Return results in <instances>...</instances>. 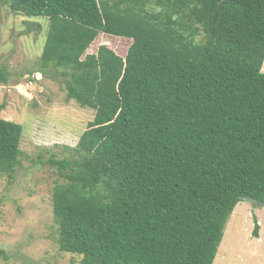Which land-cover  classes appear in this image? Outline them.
<instances>
[{"label": "trees", "instance_id": "trees-1", "mask_svg": "<svg viewBox=\"0 0 264 264\" xmlns=\"http://www.w3.org/2000/svg\"><path fill=\"white\" fill-rule=\"evenodd\" d=\"M7 3L48 19L39 72L95 110L50 159L59 249L80 264H213L236 205L264 200V0ZM102 33L132 39L127 54L88 52ZM22 137L0 115V173L13 175Z\"/></svg>", "mask_w": 264, "mask_h": 264}, {"label": "rangeland", "instance_id": "rangeland-1", "mask_svg": "<svg viewBox=\"0 0 264 264\" xmlns=\"http://www.w3.org/2000/svg\"><path fill=\"white\" fill-rule=\"evenodd\" d=\"M0 0V115L22 124V155L12 176L0 173V264H80L81 256L61 251L53 217V192L62 179L50 159L70 155L95 110L67 98L61 76L38 74L48 19L12 12ZM43 23L27 32L26 21ZM102 44L125 56L132 39L100 34ZM264 71V65H263ZM259 221L258 235L253 233ZM213 264H264V205L246 197L231 214Z\"/></svg>", "mask_w": 264, "mask_h": 264}, {"label": "water", "instance_id": "water-1", "mask_svg": "<svg viewBox=\"0 0 264 264\" xmlns=\"http://www.w3.org/2000/svg\"><path fill=\"white\" fill-rule=\"evenodd\" d=\"M39 75L41 74V72L38 73ZM260 205H264V200H261L258 202Z\"/></svg>", "mask_w": 264, "mask_h": 264}, {"label": "crops", "instance_id": "crops-1", "mask_svg": "<svg viewBox=\"0 0 264 264\" xmlns=\"http://www.w3.org/2000/svg\"><path fill=\"white\" fill-rule=\"evenodd\" d=\"M258 224H259V221H258ZM260 226V225H259Z\"/></svg>", "mask_w": 264, "mask_h": 264}]
</instances>
